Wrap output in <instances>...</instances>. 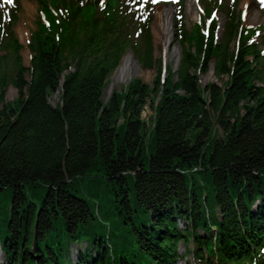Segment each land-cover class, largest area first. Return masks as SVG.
Masks as SVG:
<instances>
[{"label":"trees","instance_id":"trees-1","mask_svg":"<svg viewBox=\"0 0 264 264\" xmlns=\"http://www.w3.org/2000/svg\"><path fill=\"white\" fill-rule=\"evenodd\" d=\"M162 1L37 0L28 66L0 10V264H264V27L238 0L220 37L218 0L189 29L178 0L176 71L102 99L128 49L153 66Z\"/></svg>","mask_w":264,"mask_h":264},{"label":"rangeland","instance_id":"rangeland-1","mask_svg":"<svg viewBox=\"0 0 264 264\" xmlns=\"http://www.w3.org/2000/svg\"><path fill=\"white\" fill-rule=\"evenodd\" d=\"M48 1V0H46ZM184 1V14H185V24L186 27L189 29L193 26V24H201L207 21L205 8L202 4L201 0H183ZM221 5L214 8V11L211 12L214 19L217 21V32L218 37L221 36L226 20L227 15L224 12L223 8L226 6H232V0H218ZM21 9L18 12V20L14 26L15 34L22 44V49L20 50V54L23 58L24 65H29V58L30 52L27 48V42L29 40V36L31 31L35 28V22L38 17V3L37 0H20ZM11 2L9 0H0V10H3L5 13L6 10L11 6ZM170 9V22L172 26L171 35H173L174 25H175V16L179 10V5L173 0H165L162 3L158 4L155 8L154 19L151 24V31L153 35V56L156 61H154L153 66L151 68H143L136 57L133 55L132 51L128 49L123 57L127 55L128 58V65L123 74L120 76L116 74V69L119 65L111 72L109 75L107 82L103 88L102 92V99L103 101H107L111 95L117 92H123L126 90L127 85L134 79H140L143 83L152 86L153 81L157 73L161 72L162 67L165 65L172 68L175 72L178 64L179 59L181 57V46L178 43H173L171 38V42L166 49L163 45V22L159 18L160 14L164 12V10ZM239 18L241 20V24L247 27L250 26H263L264 27V0H238L237 8ZM211 16V17H212ZM256 40L259 41V36L256 37ZM231 47H234L232 44ZM171 50L176 51V56L178 57V62L175 65V57L172 59L168 58L169 53ZM162 60V65L159 66L157 64V60ZM226 79V76L223 77H216L213 71V65L211 64L210 70L205 73L199 75V82L201 86H205L208 83H216V84H223V81ZM17 95L16 89L11 85L8 86L5 99L7 101L13 100ZM48 101L55 105L58 101V93H51L48 96ZM142 110V118H144L147 123L149 122L150 116L153 114V107L150 106L148 102ZM144 159L146 164H148L149 155L145 153ZM181 245V244H180ZM182 246V245H181ZM188 245V247L190 248ZM183 247V246H182ZM182 250V248H181ZM72 251L75 252V247H72ZM76 253V252H75ZM187 262H191V264H198L193 261L192 256L188 254L184 255L183 259L179 262V264H186Z\"/></svg>","mask_w":264,"mask_h":264},{"label":"bare ground","instance_id":"bare-ground-1","mask_svg":"<svg viewBox=\"0 0 264 264\" xmlns=\"http://www.w3.org/2000/svg\"><path fill=\"white\" fill-rule=\"evenodd\" d=\"M170 15H171V10L166 9V10H164V12H162V14H160V17H159L162 20L163 25H164L162 33H163V45L166 49L168 48V46L171 42V38H172V35H171L172 26H171V22H170ZM176 54H177L176 51L171 50V52L168 55L169 59H172L175 57V61H176L175 65L178 62V57L176 56ZM128 63L129 62H128L127 55H125L122 58L120 65L116 69V74L121 76L123 74V72L125 71V69L127 68ZM69 69H72V68L69 67Z\"/></svg>","mask_w":264,"mask_h":264},{"label":"snow or ice","instance_id":"snow-or-ice-1","mask_svg":"<svg viewBox=\"0 0 264 264\" xmlns=\"http://www.w3.org/2000/svg\"><path fill=\"white\" fill-rule=\"evenodd\" d=\"M9 2H11V0H9Z\"/></svg>","mask_w":264,"mask_h":264}]
</instances>
